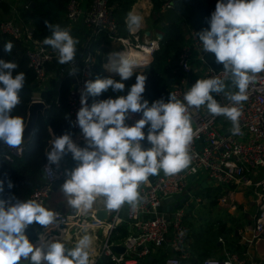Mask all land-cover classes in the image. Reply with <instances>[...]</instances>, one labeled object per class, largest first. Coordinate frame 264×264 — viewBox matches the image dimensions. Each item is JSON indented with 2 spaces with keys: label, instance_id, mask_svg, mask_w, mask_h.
I'll return each instance as SVG.
<instances>
[{
  "label": "clouds",
  "instance_id": "clouds-1",
  "mask_svg": "<svg viewBox=\"0 0 264 264\" xmlns=\"http://www.w3.org/2000/svg\"><path fill=\"white\" fill-rule=\"evenodd\" d=\"M143 16L134 11L126 15L129 32L138 31L143 25ZM210 29L196 33L203 52L213 53L218 64L223 65L224 78L198 79L184 94L183 101L174 93L169 99L156 100L149 106L144 99L147 77L136 75L126 95L94 101L90 106L88 97H97L111 89L122 93L125 83L134 75V62L120 53L108 54V65L120 80L97 78L85 82L81 93V107L75 121L87 142V147L78 146L71 133L55 136L46 152V173L51 176L50 165L59 166L69 153L79 161L77 167L67 172L68 178L61 186L67 205L77 211H87L97 201H102L107 210H119L125 203L135 209L140 201L138 188L147 183L150 176L174 175L186 169L190 162L189 145L194 130L189 108L206 106L213 116H224L232 124V133L239 134L241 111L236 105L247 100L246 90L256 74L264 72V0H217L215 11L209 20ZM50 35L43 44L58 53V63L69 64L74 60L79 40L66 28L45 21ZM11 41L4 51L11 53ZM18 64L0 60V143L22 152L26 123L11 112L21 103L20 91L24 88L26 75H13ZM74 72V70H73ZM71 74V73H70ZM230 79L235 92L226 91ZM223 93L233 106H222L213 96ZM142 113V118L133 125L126 124L131 114ZM149 125L146 139L151 144L144 149V128ZM8 187L13 184L9 181ZM4 181L0 180V192ZM58 214L35 199L21 200L11 197L0 199V264H90L92 238L83 236L73 248L63 242L46 246H34L25 234L34 222L42 226L55 223Z\"/></svg>",
  "mask_w": 264,
  "mask_h": 264
},
{
  "label": "built area",
  "instance_id": "built-area-1",
  "mask_svg": "<svg viewBox=\"0 0 264 264\" xmlns=\"http://www.w3.org/2000/svg\"><path fill=\"white\" fill-rule=\"evenodd\" d=\"M2 2L5 0H0V3ZM172 8L174 9V0H167L161 10L163 12ZM17 17L16 15L15 18L0 21V33L21 41L26 46L28 67L35 74L39 90H44L50 77L52 75L56 77L55 74L47 72V66L54 62L58 63V53L50 46L44 45L43 40L34 39L31 29L21 25ZM64 18L69 32L81 25L89 31V38L82 45L80 57H74L69 64L58 63L61 66L58 80L68 78L70 81H75V84L71 83V89L67 95V109L73 130L72 139L83 148L87 147V142L75 121L81 107V93L85 88V82L94 81L96 77L97 65L91 53V47L98 42L99 38L104 37L112 45L119 47V50L112 54L129 52L134 57L145 56L148 62L141 67L144 68L152 62L159 43L156 38L141 39L138 31L129 32L126 36L121 35L114 8L110 6L109 0H88L86 6L83 0H69ZM186 39L187 44L172 63L176 68L175 71L181 76L172 85L171 93H174L181 101L184 94L195 84L192 79L197 69L198 79L213 77L223 79L225 76L223 69L214 68L208 61L211 53L203 52L202 44L194 31L188 30ZM107 65L108 59L101 64V68L105 75L111 76L114 71L107 68ZM226 91H237L230 79L226 80ZM246 95L247 100L236 105L241 115L239 117L240 132L235 135L232 133L233 124L228 118L213 116L206 106H201L199 109L189 108L188 115L195 133L189 145L191 156L189 166L174 175H165L161 171L158 175L150 176L148 182L141 184L138 188L140 201L135 209L125 203L119 210H114L110 214L107 222L98 220L95 213L88 210L78 211V214L74 216L57 213L58 218L55 223L47 227L41 225V227L46 231H55L73 225L81 230L87 228L84 226L90 222L96 228L104 230L106 238L101 252L96 258L90 259V264H96L101 257L108 258L113 264H147L155 260L157 254V252H150V249L162 248L171 233V249L174 255L166 257L163 264H183V260L188 258V252H186L188 230L185 226L187 201L171 213L163 212L162 209L166 199L177 195L190 198L191 182L197 184L204 177L208 183L223 189V195L219 201L227 207L234 205V191L248 190L256 212L250 221L241 224V231L264 235V72L256 74L255 80L246 90ZM213 96L222 106H233L223 93L219 95L213 93ZM36 101L42 100L34 97L32 102ZM140 118L142 113L131 114L126 124L131 126ZM144 132L145 139L141 141V146L147 149L151 147L146 139L147 125ZM23 152L24 147L20 154H17L15 149L8 148V154L4 156V159L12 163L14 158H21ZM46 166H49L48 161L42 169L44 183L29 198L43 205L50 198L53 185L57 182L64 183L68 178L66 175L68 170L57 165H50L52 175L49 176L45 171ZM122 226H126L127 235L121 243L123 253L117 254L112 250L114 245L110 242V237ZM38 242L37 237L33 242L34 246L38 247ZM202 264L263 263L249 261L246 253L242 251L229 253L226 256V262L207 258Z\"/></svg>",
  "mask_w": 264,
  "mask_h": 264
},
{
  "label": "trees",
  "instance_id": "trees-1",
  "mask_svg": "<svg viewBox=\"0 0 264 264\" xmlns=\"http://www.w3.org/2000/svg\"><path fill=\"white\" fill-rule=\"evenodd\" d=\"M69 0H31L33 7L26 4L21 8L18 21L24 19L23 26L31 23L32 36L36 40H43L47 37L49 30L45 26V21L52 23L56 20H61L65 15V5ZM136 0H109L110 6L114 8L116 19L121 27H124L123 19L130 11ZM167 0H151L154 10L159 13L163 4ZM217 0H174V10L183 18V24L170 25L165 28L160 27V32L163 34V39L159 43L158 50L154 53L152 62L140 69H136L134 75L123 81L125 90L122 93L109 91L102 93L100 96H89V104L94 101L104 100L108 98H116L118 95H126L128 89L136 82V75H145L146 85L143 93L144 99L151 103L163 99L165 102L169 99L172 84L180 77V73L176 72V68L172 65L176 57L180 54L184 46L187 44L186 35L188 30L196 33L205 29H210L209 20L211 13L215 11ZM12 12V7L6 3H0V14L9 16ZM21 16V18H20ZM56 19V20H53ZM161 20V18H160ZM1 21V20H0ZM26 27V26H25ZM11 41L13 49L11 53L4 51V45ZM83 45V44H82ZM82 49V48H81ZM26 46L12 37L0 33V60L12 61L18 64V68L13 75L18 72H24L26 82L24 88L20 91L21 103L12 110L11 115L20 116L27 120L28 108L34 97L41 99L47 109L43 115H39L31 140L24 146V152L21 158H14L12 163L5 161L4 156L8 154V148L1 146L0 143V180L4 181V191L0 192V199L9 200L11 197H17L21 200L29 199L32 193L39 188L43 183V166L48 161L46 152L50 150V142L55 136H61L65 133H71L73 130L70 122V117L67 109V95L71 89V81L68 78H60L58 80L61 66L54 62L47 66V72L53 73L44 90H39L36 83L35 74L29 69L26 58ZM208 61L216 69H223L222 64L216 62L215 56L211 53L208 56ZM97 78H111L103 73L101 66H97ZM120 80V79H116ZM149 128V125H147ZM70 153L61 161H64ZM73 162L76 161L72 158ZM60 161V162H61ZM9 181L13 184L12 188L8 187ZM212 198V203H217L216 197ZM35 222L30 225L25 234L30 242L36 240L34 231ZM119 234V235H118ZM127 234L126 226L118 229L117 235L110 237V242L115 241ZM152 262V261H151ZM149 262L147 264H158L157 262ZM30 264V261H22V264ZM96 264H113L108 258L101 257Z\"/></svg>",
  "mask_w": 264,
  "mask_h": 264
},
{
  "label": "crops",
  "instance_id": "crops-1",
  "mask_svg": "<svg viewBox=\"0 0 264 264\" xmlns=\"http://www.w3.org/2000/svg\"><path fill=\"white\" fill-rule=\"evenodd\" d=\"M87 1L88 0H83L84 6H86ZM5 2L8 3L11 7H12V3H16L18 6L20 4H24V3L26 4V0H22V1L21 0H5ZM28 3L30 5L33 4L31 1H29ZM17 10L12 8V12L14 13L11 12V14L9 16H6L5 19H10L12 17L15 18V16L17 15V12H20L21 9H17ZM130 11H134L137 14L143 16L144 18L143 25L138 30V33L141 36V39L143 38L155 39L156 38L155 34L157 32H160V23L162 21L160 20V14L162 13V10L160 9L159 13L156 12L154 10V6L151 0H136L133 6L131 7ZM125 19L126 17L123 19L124 27H121V30L123 32L122 34L126 36L129 33V31L126 26ZM0 20H4V19H0ZM62 20H63V23L65 24L66 29L69 30L64 16L59 21H62ZM19 23H20V20H19ZM26 27L31 29L32 31L31 23H27ZM147 32L150 33L149 36H147L146 34ZM70 34L75 39L79 40V44L77 45V51L75 54V57L77 58L82 52V49H81L82 44H84L86 39L89 38V31L84 26L81 25L80 27L71 29ZM109 48L111 49L110 53L116 50L115 48L119 49L118 46L112 45L104 37L99 38L98 42L91 47V53L93 54V57H94V60L97 66L98 65L101 66V64L106 61L108 54H109L108 52ZM198 77H199V71L197 69L192 79L193 83L198 80ZM63 163H64L63 165H65L63 169H66L68 171H71L72 169L78 166L76 165L75 162H73L72 156H68L63 161ZM73 163L76 166L73 167L72 166ZM210 189L211 190L220 189L221 192H220L219 197H216L217 198L216 204L212 203V198H209L211 199V201L209 200L207 201V203L214 205L219 210H222V209L226 210L230 218L226 222L218 221L216 223V226L219 227L218 228L219 235L222 238H224L225 241L221 240L222 238H218L217 240L218 242L215 243V249L209 248L207 249L206 252H202L197 245L195 244L192 245L193 241H190L189 236H188L187 249H186V252H188V258L186 260H183L182 263L183 264H202V262L205 259H207V257L216 258L220 261L226 262V256L229 253L244 251L249 261H254L257 263L262 262L264 264V235H258L257 233H254V232H242L241 231V224L250 221L256 212L253 199L250 193L248 192V190L241 189V190L234 191L233 204L235 205V207H233L234 205L227 207L226 205L221 204L219 202V198L223 195L222 193L223 189L216 187L203 179L199 180L197 184L192 182L190 193L191 192H204ZM206 194L207 196H210L209 192ZM44 206L50 210H53L56 213H62V214L71 215V216L78 214L77 210L72 209L71 207L67 205V199L63 195L61 190H59L57 193H52L50 198L44 204ZM73 210H75V213L73 212ZM126 210L127 208L125 209V211ZM88 211H91L94 213L97 211H107L108 213L110 212L112 213L114 210H107L103 206L102 201H97L93 205V207L89 209ZM211 214L213 213L211 212ZM110 216L111 215H109L108 220L110 219ZM86 226L87 228L81 229V230H78L77 228L73 227V225H71L65 228L57 229L55 231H49V230L46 231L45 229L41 227V225H39L38 223H35L33 228L35 231L36 239L38 237V240H39L38 247L42 245L46 246L49 243L59 241V242H63L66 248H73L75 244L83 236L88 235L89 237L92 238V241H93L92 247L89 250L90 259L96 258L97 256L96 252H101V248L103 246L102 244L106 238V235L104 234V230L94 227L91 223L85 224L84 227ZM115 235H117V233H115ZM126 235L122 236L121 238L115 241H112L111 243L114 245L113 247H122L121 243H122V240L126 237ZM99 238L101 241L99 240ZM171 241H172V234L170 233L168 236L167 242L163 245L162 248L157 249V250L154 248L150 249V252H157V254L155 255L156 258L152 262L163 264L164 259L166 257L174 255V251L171 249ZM210 246L213 247V245H210Z\"/></svg>",
  "mask_w": 264,
  "mask_h": 264
},
{
  "label": "rangeland",
  "instance_id": "rangeland-1",
  "mask_svg": "<svg viewBox=\"0 0 264 264\" xmlns=\"http://www.w3.org/2000/svg\"><path fill=\"white\" fill-rule=\"evenodd\" d=\"M29 1H31V0H26V4L27 5L29 4L28 3ZM24 4H20L18 6L16 3H12V8H14L16 10L17 9H21V8H23L26 5V4L25 5ZM66 5L64 7L65 9H66ZM31 6H32V4H31ZM18 16H19V14H18ZM5 18H6V16L0 14V19H4L5 20ZM20 18H21V16H20ZM23 20L20 19L21 25H22L23 22L26 21V20L25 21H23ZM53 20H56V19H53ZM1 21H3V20H1ZM52 23L60 25L61 28H66L65 24L63 23V20L62 21L56 20V21H53ZM25 26H27V24H25ZM47 33H48V35L51 34L49 30L47 31ZM115 49L116 50H114V51H118L119 50L117 48H115ZM110 50L111 49L109 48V51H108L109 53H110ZM133 71L135 72L136 69L134 68ZM62 75H63V73H62ZM110 77L113 78V79H120V77L117 74H113ZM63 164H64L63 161H61L59 163V166L64 168L65 165H63ZM78 164L79 163H77L76 165H78ZM76 165H74V163L72 164L73 167L76 166ZM203 180H204V177H203ZM191 184H192V182H191ZM208 192H209L210 196H207L206 193H208ZM220 192H221L220 189H213V190L210 189V190H206L204 192H191V195H190L191 197L186 202V207H185V226H186V228L188 230L189 240L193 241L192 245L193 244L197 245L202 252H206L207 249H209V248L215 249V243L218 242L217 241L218 238H222L219 235V229H218L219 227L216 226V223L218 221L219 222L220 221L221 222H226L227 220L230 219L226 210H223V209L219 210L214 205H211V204L207 203V201H209V200L211 201V199H209L210 197H213V198L214 197H219ZM124 212H125V209H124ZM211 212L213 214H211ZM99 240H100V238H99ZM221 240L225 241L224 238H222ZM210 245H213V247L210 246ZM96 253L98 254L99 252H96ZM209 258H212V257H209ZM213 259H216V258H213Z\"/></svg>",
  "mask_w": 264,
  "mask_h": 264
},
{
  "label": "water",
  "instance_id": "water-1",
  "mask_svg": "<svg viewBox=\"0 0 264 264\" xmlns=\"http://www.w3.org/2000/svg\"><path fill=\"white\" fill-rule=\"evenodd\" d=\"M160 18L162 20L160 23L161 28H165L170 25H178V24L182 25L183 24V18L173 8L163 11L160 14ZM146 34L147 36L150 35L149 32H147ZM155 37L158 43H160L163 39V34L161 32H157L155 34ZM113 74H116V73L113 72ZM71 83L75 84V81L72 80ZM46 109L47 107L42 101L32 102L31 105L29 106L28 112H27L26 129L24 133V144L22 145V147L26 146V144L31 140L33 133H34L36 122L39 118V115H43ZM1 146L5 147L6 145L2 143ZM9 149L12 150V148H9ZM62 184H63L62 182L55 183L52 187V193H57L61 189ZM188 197L189 196L181 197L177 195L174 198L166 199L164 201L165 206L163 207L162 211L166 213H171L174 209L182 205L188 199ZM73 212L75 213V210H73ZM110 213H108L107 211H97L95 212V217L100 221L107 222ZM112 250L117 254H121L124 251L123 247H113Z\"/></svg>",
  "mask_w": 264,
  "mask_h": 264
},
{
  "label": "bare ground",
  "instance_id": "bare-ground-1",
  "mask_svg": "<svg viewBox=\"0 0 264 264\" xmlns=\"http://www.w3.org/2000/svg\"><path fill=\"white\" fill-rule=\"evenodd\" d=\"M121 55L124 57V58H126V59H128V60H130V61H132V62H134V64H135V69H139V68H141L142 66H144V65H146L147 64V62H148V59L145 57V56H142V55H138V56H133L131 53H121ZM111 66L110 65H107V68H110ZM89 224H90V222H89ZM94 227H96V226H94Z\"/></svg>",
  "mask_w": 264,
  "mask_h": 264
}]
</instances>
